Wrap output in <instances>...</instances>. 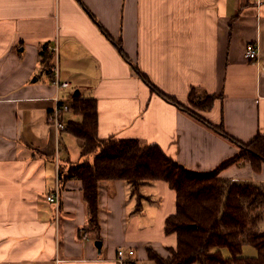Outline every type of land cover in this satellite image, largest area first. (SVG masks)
<instances>
[{"label": "crops", "instance_id": "obj_1", "mask_svg": "<svg viewBox=\"0 0 264 264\" xmlns=\"http://www.w3.org/2000/svg\"><path fill=\"white\" fill-rule=\"evenodd\" d=\"M251 41L260 64L246 57ZM46 47L59 78L97 100L100 137L154 143L211 171L264 134V0H0V264H120L119 247L153 264L149 247L166 255L177 245L165 230L176 191L164 180L137 189L101 180L99 225H90L82 181L60 171L92 155L50 120L55 98L71 93L42 63ZM192 88L214 95L199 113L227 135L162 94L189 105ZM220 175L264 185V163L241 159ZM54 193L58 203L47 199Z\"/></svg>", "mask_w": 264, "mask_h": 264}, {"label": "trees", "instance_id": "obj_2", "mask_svg": "<svg viewBox=\"0 0 264 264\" xmlns=\"http://www.w3.org/2000/svg\"><path fill=\"white\" fill-rule=\"evenodd\" d=\"M41 56L49 71L55 54L46 47ZM152 88L161 92L153 85ZM162 94L227 135L223 126L214 125L199 113L212 106L214 95L198 97L192 88L189 105H184L173 96ZM71 110L81 119L67 122L66 130L83 140V157L94 155L92 160L85 158L70 164L60 171V178L82 181L92 227L99 225L101 180L123 179L134 189L145 182L164 180L177 194L176 212L166 219L165 230L176 233L178 240L175 247L168 248L167 256L149 247L148 258L153 264H264V230L260 228L264 218V185L232 182L220 175L223 168L241 159L259 170L264 163V134L259 133L248 143L242 142V152L216 169L199 172L188 169L157 144L114 135L100 137L97 100L93 97L72 94ZM247 244L256 249L255 255L243 253ZM225 249L228 255L224 254ZM128 264H137L136 259L132 256Z\"/></svg>", "mask_w": 264, "mask_h": 264}, {"label": "built area", "instance_id": "obj_3", "mask_svg": "<svg viewBox=\"0 0 264 264\" xmlns=\"http://www.w3.org/2000/svg\"><path fill=\"white\" fill-rule=\"evenodd\" d=\"M54 52L55 53L57 52L56 48H54ZM245 54L248 59L254 60L260 64V49L256 42L251 41L247 43ZM262 67L264 69V66ZM49 73L53 77L54 83L58 87L67 88L70 90L71 94H69L68 97L71 99L72 94H74L75 89L72 86V83L70 81H66V80L63 81L59 78V71L55 63L50 67ZM55 100L57 103L55 105V108H53L50 114V120L57 128L65 129L66 123H65V120L63 119V114L66 111L71 110V103L59 97H56ZM47 199L48 201H51L53 203H58L59 195L57 193L49 194L47 195ZM134 254H135V251L131 248L119 247L117 249V261L120 264H128L129 258L134 256Z\"/></svg>", "mask_w": 264, "mask_h": 264}, {"label": "rangeland", "instance_id": "obj_4", "mask_svg": "<svg viewBox=\"0 0 264 264\" xmlns=\"http://www.w3.org/2000/svg\"><path fill=\"white\" fill-rule=\"evenodd\" d=\"M77 91H74V94H77L76 93ZM64 100H66L67 102H69L70 101V98L69 97H66V99H64ZM243 148H244V146L242 147V150H243ZM240 151H241V149H240ZM93 155L94 154H92V156H91L92 158H93ZM260 227H261L262 230H264V222L263 221L260 223ZM224 251H226L225 254H228L229 253L228 250H226V249ZM243 253L246 254V255H255L257 253V251H256V249L253 246L247 244L243 248ZM167 255H168V252L164 256H167ZM141 264H152V263L151 262H145V263H141Z\"/></svg>", "mask_w": 264, "mask_h": 264}, {"label": "water", "instance_id": "obj_5", "mask_svg": "<svg viewBox=\"0 0 264 264\" xmlns=\"http://www.w3.org/2000/svg\"><path fill=\"white\" fill-rule=\"evenodd\" d=\"M76 93L78 94V91ZM95 244L98 246L99 249L102 247V241L101 240H96Z\"/></svg>", "mask_w": 264, "mask_h": 264}]
</instances>
